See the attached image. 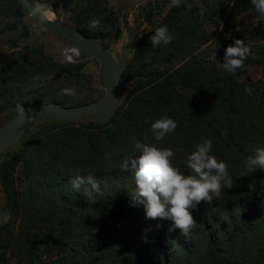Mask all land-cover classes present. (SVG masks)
Returning a JSON list of instances; mask_svg holds the SVG:
<instances>
[{
    "label": "trees",
    "instance_id": "16d2710c",
    "mask_svg": "<svg viewBox=\"0 0 264 264\" xmlns=\"http://www.w3.org/2000/svg\"><path fill=\"white\" fill-rule=\"evenodd\" d=\"M30 1L49 5L56 14L62 5L79 7V0ZM193 3L182 0L156 27L167 25L171 43L152 47L154 30L129 60L122 81L133 82L140 106L132 105L124 115L120 106L108 123L93 118L88 126L82 120L36 123L16 150L6 153L0 264H264V170L249 172L246 166L253 150L264 147V56L251 54L245 60L261 66L263 78L239 82L210 56L205 58L208 41L197 37L204 29L202 11L208 22L224 18L230 8L228 18L236 9L255 8L250 0H220L209 12L198 7V0L190 12ZM154 15L144 20L151 23ZM27 16L19 0H0V41L19 26L28 38ZM93 19L99 20L96 30L89 28ZM65 22L97 42L113 33L116 39L122 36L117 14L108 7L82 6ZM83 71L84 65L60 63L41 49L26 47L0 66V115L10 119L18 104L75 107L94 101L96 90L87 85ZM63 88H75L77 95H63ZM178 90H189L192 97ZM158 115L178 121L177 129L160 142L151 131ZM202 139H212L211 154L228 165L232 187L211 204L190 209L197 226L186 238L179 229L169 232L171 221L146 219L142 205H131L134 175L122 170V164L139 155L137 142L155 144L173 149L172 163L187 174V155ZM89 174L100 191L85 196L84 187L90 185L74 191L70 179ZM22 177L28 182L24 195L19 190Z\"/></svg>",
    "mask_w": 264,
    "mask_h": 264
},
{
    "label": "clouds",
    "instance_id": "9594fccd",
    "mask_svg": "<svg viewBox=\"0 0 264 264\" xmlns=\"http://www.w3.org/2000/svg\"><path fill=\"white\" fill-rule=\"evenodd\" d=\"M182 0H173L177 6ZM261 18H264V0H250ZM54 11L51 6L41 3L30 5L29 14L40 23L49 22ZM99 20L90 21L89 28L96 30ZM36 28V25H33ZM37 34L39 32L37 31ZM174 39L167 25L155 29L150 36L152 47L167 45ZM251 54V49L241 39H235L234 45L225 49L222 63L226 72L234 74L237 69L245 66V60ZM81 55V50L76 47H64L61 50L62 63L75 65ZM246 91H251L246 89ZM61 94L76 96L75 88H63ZM16 111L20 121H31L32 110H26L23 105H17ZM145 123H149L146 119ZM178 127V121L164 115L151 122L153 139L156 142L164 140ZM223 136L228 135L224 129ZM135 148L139 155L125 159L122 170L134 175L135 187L129 193L132 206H143L146 219L171 221L169 232L180 230L181 235L190 237L196 228L190 209L196 208L201 202L211 204L219 198L226 188L232 187V178L228 171V165L223 160H218L212 155V139H202L195 145V150L187 155L185 167L187 174L182 172L172 163L175 157L174 150L168 147H157L155 144H141L137 142ZM246 166L249 172L256 169L264 170V147H256L253 154L248 156ZM72 189L79 192L82 186L90 185L91 189L84 187V195H91L92 191L99 192L100 186L92 175L82 177L77 175L69 181Z\"/></svg>",
    "mask_w": 264,
    "mask_h": 264
},
{
    "label": "rangeland",
    "instance_id": "374dc122",
    "mask_svg": "<svg viewBox=\"0 0 264 264\" xmlns=\"http://www.w3.org/2000/svg\"><path fill=\"white\" fill-rule=\"evenodd\" d=\"M162 1H164L165 3L162 7L155 10L153 21L151 23H148L144 20L141 34L137 38V44L135 47L136 50L137 48H139L142 38L152 33L155 28L163 21L170 10L175 6L173 0H79V7L77 3L73 4L72 7L68 6L67 4L65 6L62 5L58 9V14L54 13V16L51 20L61 21L66 24V17L71 16L72 12L74 13L75 11H80V9H82V6L85 5L108 7L109 9L114 10L118 18L116 28H120L122 30V36L120 39H116L115 33H113L111 37L99 43L114 57L116 61L119 62L122 55V49L129 43L128 27L135 28V26L137 25V18L139 17L141 12L145 9H148L151 5H158ZM214 1L215 3H213ZM219 1L220 0H199L198 7L201 10L205 8V10H208L210 12L212 8L211 5H217L219 4ZM197 2L198 0H194V5L190 7V12L196 6ZM209 3L210 5L208 7L205 6ZM80 5L82 6L80 7ZM230 12L231 8L224 15V18H209L208 22H206L203 17V11L201 16L199 17V23H204V29L198 31L197 37H203L204 42L202 43H205L206 40L208 41L207 45L204 47L205 58L210 56L211 59L215 60L218 66L223 70H225L222 65V63L224 62L223 57L225 55V49L229 45H234L235 39L243 40L244 43L251 49V54L258 55L259 57L264 56V18H261L255 9L251 11H240V9H236V11L231 14V17L228 18ZM189 16L190 13L188 15V18ZM11 22L13 23L14 21L11 20ZM23 23L24 26H26V28L28 29V38L25 37V32H23V28H21V26L18 27V30L9 32L7 35L2 37L0 41V66L5 64L7 60L13 58L18 52L23 51L26 47L41 49L45 52V54L52 57L55 61L62 63L61 50L64 47L72 46L67 41L43 28L38 22L31 19L29 15L24 19ZM19 24L20 23H18V25ZM33 25H36L35 29L33 28ZM37 31L39 32V34H37ZM134 52L130 59L133 58ZM76 64L84 65L83 72L89 77V84L87 85H90L93 89L96 90V93L94 94V101L104 99L106 97V90L104 89L101 81V64L93 60H87L81 55L78 58ZM234 75L239 82L250 84L258 82L263 78V69L261 66L247 63L243 68L237 69ZM132 91L133 88L131 86L123 93V102L121 104V106H123V115L128 114V111L130 110L132 105H141L140 94L133 95ZM178 92L183 97H192V93L189 90H178ZM145 106L148 107L149 104H145ZM145 106L143 108H146ZM151 109L152 106L150 108V111ZM13 117L7 120L6 118H8V115L1 114L0 127L10 121ZM92 118L93 117L90 116L83 119L81 121L82 125L88 126L93 121ZM154 118L161 117L160 115H158ZM34 127L35 125L30 129V131ZM18 146L8 151V153H13ZM6 153L0 155V202L4 206V209L6 205V199L1 184V166L6 158L9 157L10 153ZM27 186L28 182L24 181L23 177L19 179V190L23 195L27 191Z\"/></svg>",
    "mask_w": 264,
    "mask_h": 264
},
{
    "label": "water",
    "instance_id": "95a60500",
    "mask_svg": "<svg viewBox=\"0 0 264 264\" xmlns=\"http://www.w3.org/2000/svg\"><path fill=\"white\" fill-rule=\"evenodd\" d=\"M19 1L31 19L38 22L46 30L67 41L71 46L78 47L81 50V56L87 60H93L101 64V81L106 90V97L75 107H65L50 102L31 104L25 108L26 110H32L33 119L31 121L25 120L22 122L17 114L0 127V155L20 145L30 129L39 122L55 120L67 123L81 121L90 116L97 123H108L111 121L123 102V93L133 84V82L123 83L122 77L135 50L137 38L141 34L144 17L162 7L165 3L162 1L158 5H151L148 9L143 10L137 18L135 28L128 27L129 43L122 49V55L118 62L99 42L88 39L75 27L53 20L40 23L29 14L30 5L34 3L30 0ZM5 219V209L0 202V229L4 225Z\"/></svg>",
    "mask_w": 264,
    "mask_h": 264
}]
</instances>
